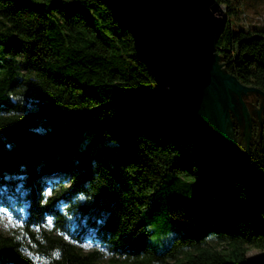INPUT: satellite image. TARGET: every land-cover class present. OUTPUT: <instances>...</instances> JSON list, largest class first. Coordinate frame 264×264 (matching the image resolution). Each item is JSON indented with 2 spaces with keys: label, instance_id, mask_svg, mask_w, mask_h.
I'll return each mask as SVG.
<instances>
[{
  "label": "trees",
  "instance_id": "16d2710c",
  "mask_svg": "<svg viewBox=\"0 0 264 264\" xmlns=\"http://www.w3.org/2000/svg\"><path fill=\"white\" fill-rule=\"evenodd\" d=\"M217 1L223 69L264 92V29L233 23L236 0ZM89 114L94 138L114 141L111 161L79 151L66 127L64 116ZM201 128L167 110L103 0H0V206L21 233L0 230V264H245L249 247L264 248L253 219L264 183ZM257 131L246 156L264 172V115ZM151 223L173 233L160 252L146 242ZM86 240L98 246L85 251Z\"/></svg>",
  "mask_w": 264,
  "mask_h": 264
},
{
  "label": "water",
  "instance_id": "95a60500",
  "mask_svg": "<svg viewBox=\"0 0 264 264\" xmlns=\"http://www.w3.org/2000/svg\"><path fill=\"white\" fill-rule=\"evenodd\" d=\"M131 34L133 47L162 91L167 110L189 126L210 125L233 160L264 183V172L247 160L248 110L242 94L264 92L225 71L216 50L227 14L217 0H103ZM243 116L241 146L232 133L231 114ZM260 110H257L259 116Z\"/></svg>",
  "mask_w": 264,
  "mask_h": 264
},
{
  "label": "rangeland",
  "instance_id": "374dc122",
  "mask_svg": "<svg viewBox=\"0 0 264 264\" xmlns=\"http://www.w3.org/2000/svg\"><path fill=\"white\" fill-rule=\"evenodd\" d=\"M239 6L238 17L230 15V19L233 23L237 22L241 26L249 27H260L264 29V0H236ZM223 9L225 6L222 4ZM242 100L244 101L246 108L248 110V122L249 125L254 124L252 129L249 126V138H256L258 134V124L261 118L264 115V98L261 94L249 91L243 93ZM25 108L27 113H37L41 110L31 94H27V97L24 99ZM260 110L259 116H257V110ZM240 115V113H239ZM241 117V128L244 131V120L243 116ZM97 121L96 117L93 114H89L83 117H72L64 116V122L66 127L79 137V151H88L94 154H99L101 157L107 161H111L112 156V146L114 141L109 140L106 137L95 139V122ZM232 122V133H234L233 120ZM241 130V129H240ZM244 134V132H242ZM252 133V135H251ZM251 135V136H250ZM236 139V138H235ZM243 140V139H242ZM237 142V139H236ZM242 143V141H241ZM241 143L237 142L239 147ZM41 191L44 194L49 193L48 185H44L41 188ZM253 219L261 220L264 224V215L259 212L254 213ZM46 226L50 227L51 222L47 220ZM150 233L146 237L147 244L156 252L162 251L170 242L172 232H166L160 227L151 223L148 225ZM0 230L5 234H15L20 235V220L15 213H13L8 208L0 206ZM83 250H90L94 247H97V243L92 240H86L84 242L78 243ZM264 263V248L249 247L245 253V264H260Z\"/></svg>",
  "mask_w": 264,
  "mask_h": 264
}]
</instances>
